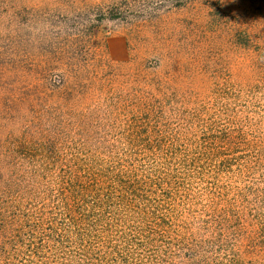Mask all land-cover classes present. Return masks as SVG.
Masks as SVG:
<instances>
[{
    "label": "trees",
    "instance_id": "trees-1",
    "mask_svg": "<svg viewBox=\"0 0 264 264\" xmlns=\"http://www.w3.org/2000/svg\"><path fill=\"white\" fill-rule=\"evenodd\" d=\"M214 65L123 99L110 140H53L42 198L0 209V264H264V57Z\"/></svg>",
    "mask_w": 264,
    "mask_h": 264
},
{
    "label": "rangeland",
    "instance_id": "rangeland-1",
    "mask_svg": "<svg viewBox=\"0 0 264 264\" xmlns=\"http://www.w3.org/2000/svg\"><path fill=\"white\" fill-rule=\"evenodd\" d=\"M238 57H264V0H0V209L42 198L53 140H110L129 95Z\"/></svg>",
    "mask_w": 264,
    "mask_h": 264
},
{
    "label": "crops",
    "instance_id": "crops-1",
    "mask_svg": "<svg viewBox=\"0 0 264 264\" xmlns=\"http://www.w3.org/2000/svg\"><path fill=\"white\" fill-rule=\"evenodd\" d=\"M119 54H121V53H119ZM120 56H122V55H120Z\"/></svg>",
    "mask_w": 264,
    "mask_h": 264
}]
</instances>
